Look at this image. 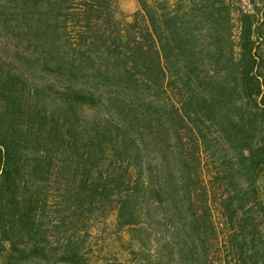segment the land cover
Wrapping results in <instances>:
<instances>
[{
  "label": "trees",
  "instance_id": "trees-1",
  "mask_svg": "<svg viewBox=\"0 0 264 264\" xmlns=\"http://www.w3.org/2000/svg\"><path fill=\"white\" fill-rule=\"evenodd\" d=\"M231 2L0 0V264H91L109 210L138 264H264V9L235 39Z\"/></svg>",
  "mask_w": 264,
  "mask_h": 264
},
{
  "label": "rangeland",
  "instance_id": "rangeland-1",
  "mask_svg": "<svg viewBox=\"0 0 264 264\" xmlns=\"http://www.w3.org/2000/svg\"><path fill=\"white\" fill-rule=\"evenodd\" d=\"M231 1L235 8L232 14L233 32L237 39L239 28L237 9L257 12L259 19L260 12L264 9V0ZM137 10V0H116V16L119 19L129 20ZM259 185L264 201V175L260 178ZM87 228L90 233L87 239V251L91 264H138L130 253L131 249H137L136 242L130 238L127 227L117 225L114 211L96 214L88 222Z\"/></svg>",
  "mask_w": 264,
  "mask_h": 264
}]
</instances>
